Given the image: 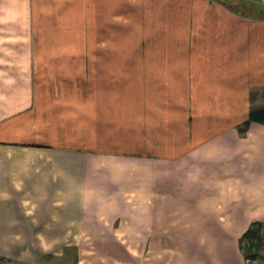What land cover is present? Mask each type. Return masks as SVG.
<instances>
[{
	"label": "crops",
	"instance_id": "obj_1",
	"mask_svg": "<svg viewBox=\"0 0 264 264\" xmlns=\"http://www.w3.org/2000/svg\"><path fill=\"white\" fill-rule=\"evenodd\" d=\"M132 53L135 69H179L183 102L171 88L148 87L156 95L134 107L109 100L122 87H47L75 75L77 57ZM258 88L255 12L218 0H0V263L141 264L144 252L170 250L149 237L171 234L172 205L183 204V236L237 237L184 242L183 264H245L238 238L264 223V124L239 126ZM174 106L179 154L161 112Z\"/></svg>",
	"mask_w": 264,
	"mask_h": 264
},
{
	"label": "rangeland",
	"instance_id": "obj_2",
	"mask_svg": "<svg viewBox=\"0 0 264 264\" xmlns=\"http://www.w3.org/2000/svg\"><path fill=\"white\" fill-rule=\"evenodd\" d=\"M226 5L234 4L235 8H240L241 11L245 12H255L258 16H264V12L259 11L260 6L255 2L251 3L250 0H218ZM143 2V0H141ZM236 3V4H235ZM253 9V10H252ZM127 34V36H126ZM131 36V32L124 34L123 37V46H124V53L122 55L127 56L128 47L130 39L127 37ZM100 54L97 52V55ZM78 55V54H77ZM134 56L133 59H122V60H100L99 58L93 59H84L77 57L75 61V75L70 76H58L57 82L50 81L52 77L46 79L47 80V87H122L117 89H111L108 93L109 100L113 99L116 95L123 96V101L130 100L132 105H137L139 103L141 106L143 104V100L148 98L151 99L155 94L154 91L151 89H147L148 87H161L162 90L171 88L173 94L175 95V99L183 102V74L182 76L179 75V69H168V68H161L156 69L159 73L153 74H145V72L153 71L150 68L151 63L154 61H148V68L143 69H135L136 63V55L137 53H132ZM79 56V55H78ZM147 63V61H145ZM150 62V63H149ZM158 64L163 65L162 61H157ZM138 63V62H137ZM150 64V66H149ZM88 74H83L84 72ZM71 71V69H70ZM119 74H116V73ZM141 72V74H139ZM150 72V73H151ZM176 73L175 75H167L166 73ZM55 80V79H54ZM140 88V89H139ZM259 89V88H258ZM255 98H251V103L253 104H263L264 103V89L256 90ZM163 95V93H159ZM158 95V93H157ZM139 96L141 102H137L138 100L135 98ZM136 100V101H133ZM179 103V102H178ZM250 103V104H251ZM128 104V103H126ZM130 105V104H129ZM109 109H111L109 107ZM154 110L153 108H151ZM151 109H147L143 111V108L138 110L141 116H147L148 112ZM124 115L128 114V112L134 113L132 109L129 107H124ZM162 114L165 113L166 117L171 119L170 124H168V131H166V135L171 136L169 142H171V151L175 154H179V152L183 151V108L180 106H174L173 109L166 107L163 111L161 110ZM144 113V114H143ZM167 130V128H166ZM244 135V133H241ZM181 163V161H179ZM180 172H173V179L176 178L178 181H183V176L178 177ZM181 186L183 182L180 183ZM183 189V188H182ZM173 207V218L171 219V226L163 231H169L171 234L165 235H156L149 237L150 244L155 245H167L170 250L166 251H153V252H144L142 253V258L140 260L141 264H183V243H194V242H201V243H208L213 242V240L221 241L223 243L228 244L229 242H233V239L237 240V237H231L232 240L230 241V237L228 236H217L214 238L208 236H183V219L175 218L179 213L183 215V204L182 205H172ZM221 211V210H220ZM222 215V214H221ZM169 222V221H168ZM214 223H219L222 226L223 223L226 224L223 218L218 220H214ZM213 223V226L216 225ZM262 230L264 231V223H262ZM191 254V253H187ZM259 263H258V262ZM254 264L253 262H251ZM255 264H264L263 257H260L256 260Z\"/></svg>",
	"mask_w": 264,
	"mask_h": 264
},
{
	"label": "trees",
	"instance_id": "obj_3",
	"mask_svg": "<svg viewBox=\"0 0 264 264\" xmlns=\"http://www.w3.org/2000/svg\"><path fill=\"white\" fill-rule=\"evenodd\" d=\"M233 5L234 4H227V7L239 14L245 16L248 15V12H242L240 8H235ZM259 11L264 12V7ZM256 90L251 91L252 99L256 96ZM252 122L264 124V104L257 105L251 103L248 110L247 119L242 123V125L239 126V130L241 131V133H244ZM238 245L244 257L245 264H252L251 262H254L258 258L263 257L262 251L264 249V231L262 230V222H252L238 238Z\"/></svg>",
	"mask_w": 264,
	"mask_h": 264
},
{
	"label": "built area",
	"instance_id": "obj_4",
	"mask_svg": "<svg viewBox=\"0 0 264 264\" xmlns=\"http://www.w3.org/2000/svg\"><path fill=\"white\" fill-rule=\"evenodd\" d=\"M0 264H6V263H0Z\"/></svg>",
	"mask_w": 264,
	"mask_h": 264
}]
</instances>
